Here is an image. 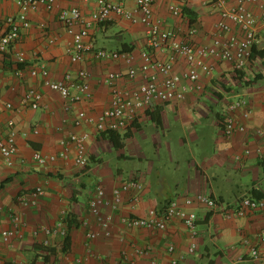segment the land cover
Segmentation results:
<instances>
[{
	"label": "crops",
	"instance_id": "0c3cea01",
	"mask_svg": "<svg viewBox=\"0 0 264 264\" xmlns=\"http://www.w3.org/2000/svg\"><path fill=\"white\" fill-rule=\"evenodd\" d=\"M122 1L138 15L135 0ZM212 1L188 0L182 18L172 16L164 0L155 2L153 10L164 29L186 38L188 27L193 26L196 32L190 41L209 45L218 35L228 34L215 27L220 13ZM235 3L236 0H227L226 5ZM91 4L92 0H58L51 10L41 6L30 12V25L0 58V137L8 133L11 118L17 146L11 165L0 157V182L8 179L0 187V257L7 264H123L127 260L134 264H169L172 258H177V264H254L249 248L254 246L264 252V216L260 213L226 218L220 210L192 206L197 216L193 237L177 218L167 220L163 229H149L128 228L120 217H143L151 209L161 210L173 199L183 204L185 197L199 193L210 194L227 205L240 196L251 195L252 190L264 192V142L255 134L256 128L264 130V55L258 49L264 46V23L256 21L254 44L259 46L251 50L248 68L234 69L232 61L208 59L211 74L200 72L201 90L187 92L181 101L156 103L153 110L140 112L132 127L118 132L122 145L114 148L105 132H96L91 124L76 126L73 120L78 110L95 115L108 107L110 94L102 82L103 76L139 64L140 52L148 49L145 27L114 16L93 30L95 48L129 51L133 55L130 63L123 59H97L91 52L83 60L71 62L65 51L70 37L57 13L68 6L88 10ZM248 7L256 17L259 15L258 5ZM184 9L189 10L193 21ZM17 13L14 0H0V21ZM229 24L231 32L240 36L238 26ZM49 36L56 37L54 45L47 43ZM17 52L23 55L22 63L15 61ZM38 60L54 80L67 72L75 76L78 69H85L90 74L91 98L64 111V101L58 93L44 86L39 75H29L28 69ZM16 65L23 71L21 76L14 74ZM182 69L183 64L178 62L174 70ZM28 88L42 93L37 109L20 104V97ZM236 99H243L251 113L245 119L241 109L235 111L237 122L243 123L246 130L225 138L218 120L226 102ZM8 102L12 106L9 109L5 106ZM150 113L159 119L158 125ZM70 132L88 133L89 163L85 169L75 167L71 156L45 166L33 160L36 150L55 154L59 138ZM245 149L249 150L247 154ZM236 154H240V160L235 159ZM129 179L140 180L142 189L122 192L117 209L101 207L102 214L112 217L109 234H105L88 210L90 193L99 185L110 200L112 189ZM37 186L42 192L35 204L26 206L18 201L20 195L29 196ZM61 210L67 212L66 251L59 236H49L50 244L44 246L41 241L45 234L33 233L39 225L53 226ZM11 213L19 215L24 227L20 238L5 244L1 231L11 228ZM68 219L72 220L68 223ZM88 231L96 232V236L88 238ZM192 243L195 248L188 252ZM169 245L173 251L167 250ZM143 247L150 248L149 252L135 254V248Z\"/></svg>",
	"mask_w": 264,
	"mask_h": 264
},
{
	"label": "built area",
	"instance_id": "2783aa9c",
	"mask_svg": "<svg viewBox=\"0 0 264 264\" xmlns=\"http://www.w3.org/2000/svg\"><path fill=\"white\" fill-rule=\"evenodd\" d=\"M58 0H14L18 7L16 15H7L1 19L3 30L0 31V58L7 54L11 46L18 41L23 29L30 25L29 13L36 11L39 7L46 10L53 9ZM159 0H135L136 15L132 10L125 7L122 0H92L91 8L83 10L77 6L60 8L57 19L64 26L65 32L70 39L67 42L65 51L71 62L83 60L87 53L101 60H119L130 63L133 55L129 51L107 50L95 48L93 30L100 24L112 19L114 16L128 20L131 23H141L145 27L146 41L148 49L140 52V62L138 65H129L125 70L111 71L103 76L102 82L108 87L110 99L107 108L95 115L78 110L73 120L74 125L81 123L91 124L96 132H122L132 127L138 119L139 113L146 110H153L156 103L177 102L185 98L189 91H199L202 88L200 82V72L210 75L211 66L208 59L229 60L233 63L234 69L245 70L248 68L251 48L256 41L255 24L256 21L264 23V0H236V3L227 6V0H213V7L220 13V19L216 21L215 27L222 32H228L227 36L215 37L209 45H195L189 37L195 34L196 29L189 26L188 37L180 38L174 32L162 27V22L154 14L153 5ZM167 11L174 17L182 18V10L188 0H164ZM249 4H256L259 7V15L256 17ZM234 23L241 31L240 36L231 32L230 24ZM49 45L56 43L55 36L47 38ZM163 54V57L159 56ZM16 63L24 61L20 52L15 54ZM181 62L183 69L175 71V65ZM23 73L17 65L14 74L21 76ZM31 76L39 75L42 84L48 89L58 93L63 99L64 111H69L72 106L80 101L89 100L92 91L88 82L89 73L85 69H78L76 75L65 73L61 79H51L44 63L39 60L28 69ZM139 76V80H137ZM42 102V93L34 88H28L20 97V104L23 107L37 109ZM6 108H11V103L5 104ZM241 109V115L247 119L251 109L244 104L243 99H236L226 102L225 108L219 117L218 124L221 134L225 138H230L236 132L246 130L243 123L237 122L234 113ZM12 119H8L9 130L5 137H0V157L7 165L13 163L17 152L14 139V130L10 127ZM36 133L37 130L35 129ZM264 142V130L255 129ZM87 132H70L66 136L59 138V150L55 154H42L34 151L33 160L41 166L55 159L66 160L72 157L73 164L79 169H85L89 163V155L86 147ZM248 149L244 150L247 154ZM236 160H240V154L235 155ZM264 162V155H261ZM130 189L141 190L142 183L138 179H129L115 186L111 191V199L105 195L103 187L97 185L88 198V210L96 218V222L105 234H109L111 223L110 214H102L101 207L110 206L117 209L121 200V193ZM42 192L41 186L35 187L29 196L20 195L18 201L23 205H33L37 196ZM192 206H201L209 210H220L224 217H240L248 213H260L264 216V197L255 198L251 195H244L236 198L232 203L224 205L216 197L199 193L194 196L185 197L183 204H179L176 199L169 201L166 206L158 212L151 209L146 216L122 215L120 222L128 227H145L149 229H163L167 220L177 218L182 221L191 236L196 233V212ZM11 228L1 231V239L5 244H9L12 238H20L24 223L17 213L10 214ZM86 224V222H83ZM34 234L44 233L45 238L41 244H50L49 236L56 235L61 239L63 245L67 235V212L60 211V215L53 226L39 225ZM88 238L96 236V232L88 231ZM195 244L188 247V252H192ZM150 248H135V254L149 252ZM168 251H173V246L169 245ZM249 257L254 264H264V252H260L257 247L249 248ZM177 258H172L169 264H177ZM0 264H7L0 257ZM74 264V263H69ZM123 264H134L132 260H127ZM154 264H161L154 261Z\"/></svg>",
	"mask_w": 264,
	"mask_h": 264
},
{
	"label": "trees",
	"instance_id": "16d2710c",
	"mask_svg": "<svg viewBox=\"0 0 264 264\" xmlns=\"http://www.w3.org/2000/svg\"><path fill=\"white\" fill-rule=\"evenodd\" d=\"M184 13L189 15L190 17V21H193L194 20V17L190 14L189 10L187 9H184ZM258 44H253L252 45V48L251 50L254 51V50H257L258 48ZM260 49L262 52V54L264 55V46L261 47V48H258ZM151 114V118L153 119V121H155V123L158 125L160 123L159 119L158 118H155L153 113H150ZM106 136L110 139V141L112 142V145L114 148H118V147H121L122 143L120 142V136L118 134V132H115V131H109V132H106ZM264 163V162H263ZM8 179H5L4 181L0 182V187L3 186V184L7 181ZM251 196L252 197H255V198H260V197H264V192H259L257 190H252L251 191ZM163 210V208L161 209ZM161 210H157L158 212H160ZM69 220V219H68ZM72 219H70L68 221V223L71 221ZM67 247H68V237L66 236L64 238V242H63V251H66L67 250Z\"/></svg>",
	"mask_w": 264,
	"mask_h": 264
},
{
	"label": "rangeland",
	"instance_id": "374dc122",
	"mask_svg": "<svg viewBox=\"0 0 264 264\" xmlns=\"http://www.w3.org/2000/svg\"><path fill=\"white\" fill-rule=\"evenodd\" d=\"M250 71V70H249ZM251 72H253L254 73V70L253 71H251Z\"/></svg>",
	"mask_w": 264,
	"mask_h": 264
}]
</instances>
